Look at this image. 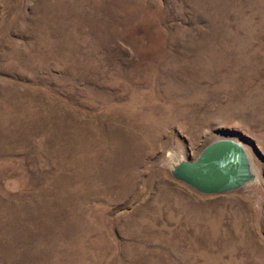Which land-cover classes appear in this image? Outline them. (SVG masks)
Wrapping results in <instances>:
<instances>
[{
	"label": "rangeland",
	"instance_id": "374dc122",
	"mask_svg": "<svg viewBox=\"0 0 264 264\" xmlns=\"http://www.w3.org/2000/svg\"><path fill=\"white\" fill-rule=\"evenodd\" d=\"M0 264H264V0H0Z\"/></svg>",
	"mask_w": 264,
	"mask_h": 264
},
{
	"label": "water",
	"instance_id": "95a60500",
	"mask_svg": "<svg viewBox=\"0 0 264 264\" xmlns=\"http://www.w3.org/2000/svg\"><path fill=\"white\" fill-rule=\"evenodd\" d=\"M170 174L203 194L234 191L257 177L244 144L228 137L209 142L194 160L173 163Z\"/></svg>",
	"mask_w": 264,
	"mask_h": 264
}]
</instances>
